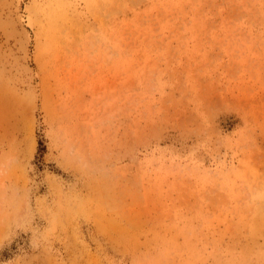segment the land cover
<instances>
[{
	"label": "rangeland",
	"instance_id": "374dc122",
	"mask_svg": "<svg viewBox=\"0 0 264 264\" xmlns=\"http://www.w3.org/2000/svg\"><path fill=\"white\" fill-rule=\"evenodd\" d=\"M0 264H264V0H0Z\"/></svg>",
	"mask_w": 264,
	"mask_h": 264
}]
</instances>
